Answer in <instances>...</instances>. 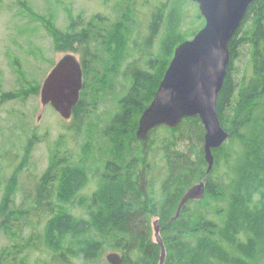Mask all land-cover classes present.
Here are the masks:
<instances>
[{
	"label": "trees",
	"instance_id": "obj_1",
	"mask_svg": "<svg viewBox=\"0 0 264 264\" xmlns=\"http://www.w3.org/2000/svg\"><path fill=\"white\" fill-rule=\"evenodd\" d=\"M172 18L158 51L153 48L155 20L136 45L142 66L135 61L123 72L127 89L114 99L116 111L102 131L108 148L87 167L83 159L71 160L58 140L35 194L28 196L30 205L24 200L16 208L18 173L27 167L36 139L25 142V160L11 186H5L0 236L7 244L0 249V264H109L106 252L119 253L120 264H158L153 218L160 221L163 264H264V0L252 1L229 43L230 63L216 104L228 139L212 151L215 167L208 174L198 117L184 118L174 129L158 127L146 142L135 138L139 117L184 40L177 41L181 34L173 33ZM128 21L113 23L96 15L88 23L77 18L66 32L54 31L59 51L82 55L83 88L71 129L79 130L100 97L113 91L107 72L114 73L122 59L131 31ZM248 21L252 30L242 38ZM246 45L252 47L251 74L238 79L232 64ZM156 132L160 135L151 139ZM221 158L222 171L216 166ZM200 180L206 184L203 198L188 202L171 221L184 192ZM90 183L96 185L91 192L86 190Z\"/></svg>",
	"mask_w": 264,
	"mask_h": 264
},
{
	"label": "rangeland",
	"instance_id": "obj_2",
	"mask_svg": "<svg viewBox=\"0 0 264 264\" xmlns=\"http://www.w3.org/2000/svg\"><path fill=\"white\" fill-rule=\"evenodd\" d=\"M96 15L107 17L113 23L131 19L133 25L131 21L126 23L131 31L126 39L124 54L114 73L107 72L113 91L104 93L98 100L97 109L84 119L79 130H73L72 119H62L50 106L42 108L39 89L55 62L65 54L56 48L54 31L66 32L69 23L77 18L88 23ZM171 15L173 33L176 37L181 34L177 41L190 40L192 33L202 28L198 6L192 0H0V221L6 215L3 210L5 186H11L15 180L20 162L25 160L23 152L29 138L34 137L36 141L25 162L27 167L18 173L21 174L13 197L16 208L24 200L30 205L32 198L29 201V197L35 194L36 184L47 170L50 153L58 151V140L65 143L62 149H69L68 154L76 163L83 159V164L87 163L88 167L100 157V150L109 145L102 131L110 114L116 111L114 99L122 96L127 89L123 72L129 64L141 58L136 45H141L149 35V26L155 20L158 31L153 48L158 51L163 34L168 32ZM252 26V22L248 21L240 36L246 37ZM74 54L80 61L82 55L78 52ZM251 60L252 47L243 46L232 64L233 76L238 79L249 77ZM36 86L39 89L34 92ZM159 135L156 132L151 139ZM154 153H157L155 160L159 161L160 154L156 149ZM62 155L60 150L57 156L61 159ZM89 155L95 158L87 157ZM216 166L220 171L224 170L223 158ZM93 181L94 178H91ZM95 188L96 185L90 183L86 190L91 192ZM6 240V237L0 236V249L7 244Z\"/></svg>",
	"mask_w": 264,
	"mask_h": 264
},
{
	"label": "water",
	"instance_id": "obj_3",
	"mask_svg": "<svg viewBox=\"0 0 264 264\" xmlns=\"http://www.w3.org/2000/svg\"><path fill=\"white\" fill-rule=\"evenodd\" d=\"M198 4L204 26L192 39L180 43L163 75L155 95L142 112L135 133L136 140L146 142L148 134L164 126L176 128L184 118L198 117L204 128V159L207 174L213 166L214 149L228 139L217 113V98L230 63L229 43L240 27L253 0H192ZM83 87L81 63L72 53L63 54L41 83L39 99L42 108L51 106L64 120H69ZM204 183L189 188L182 196L176 220L188 201L203 198ZM154 240L160 247L158 264L165 260L160 236V221L153 222ZM109 264H120L116 252L105 256Z\"/></svg>",
	"mask_w": 264,
	"mask_h": 264
},
{
	"label": "flooded vegetation",
	"instance_id": "obj_4",
	"mask_svg": "<svg viewBox=\"0 0 264 264\" xmlns=\"http://www.w3.org/2000/svg\"><path fill=\"white\" fill-rule=\"evenodd\" d=\"M206 174H207V172H206ZM200 182H203V183H204V187H205L206 184H205V182H204L203 180H200V181L194 183L192 186L197 185V184H199ZM192 186H191V187H192ZM191 187H189V188H191ZM189 188H188V189H189ZM188 189H187V190H188ZM187 190H186V191H187ZM186 191H185V192H186ZM185 192H184V193H185ZM183 195H184V194H183ZM183 195H182V196H183ZM181 198H182V197H181Z\"/></svg>",
	"mask_w": 264,
	"mask_h": 264
}]
</instances>
